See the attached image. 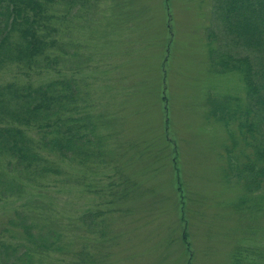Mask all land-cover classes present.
<instances>
[{
    "label": "rangeland",
    "instance_id": "obj_1",
    "mask_svg": "<svg viewBox=\"0 0 264 264\" xmlns=\"http://www.w3.org/2000/svg\"><path fill=\"white\" fill-rule=\"evenodd\" d=\"M212 4L56 0L40 20L42 38L55 42L46 52L59 58L52 62L55 70L14 63L0 68V84L72 74L82 95L87 93L89 109L108 114L107 125L116 132L107 146L109 163L90 158L74 185L63 174L39 184L43 207L51 210L44 216L55 214L60 222L69 216L64 222L72 254H40L35 264H82L76 253L90 252L91 246H82L86 236L96 247L86 264H233L238 250L264 253L258 198L247 193L237 207L242 184L221 176L228 137L219 118L223 111L242 110L246 89L239 72L219 75L212 68V51L233 52L220 41ZM236 126L237 121L228 128L234 132ZM8 195L0 200V235L6 238L3 229L27 199ZM80 213L85 228L74 226Z\"/></svg>",
    "mask_w": 264,
    "mask_h": 264
},
{
    "label": "trees",
    "instance_id": "obj_2",
    "mask_svg": "<svg viewBox=\"0 0 264 264\" xmlns=\"http://www.w3.org/2000/svg\"><path fill=\"white\" fill-rule=\"evenodd\" d=\"M55 2L0 0V68L14 63L31 71L55 70L51 65L59 58L46 54L50 48L52 52L55 42L42 38L40 29V20ZM212 12L221 29L220 41L233 50L210 53L214 72H239L246 89L242 110L238 114L235 108L223 111L219 118L228 137L221 176L236 187L242 184L244 193L238 197L237 207L245 204L249 193L258 198L256 212L264 216V0H213ZM78 80L72 74H58L42 83L0 84V195L4 196L0 200L10 198L8 193L27 197L25 206H19L20 212L3 229L7 238L0 235L1 264H34L35 254H66L70 250L69 223L60 222L55 214L47 219L44 215L51 210L43 207L44 189H33L62 173L75 184L90 158L101 165L109 163L102 159V146L114 131L105 114L89 109L87 93L82 95ZM236 121L238 126L232 132L228 127ZM63 164L75 169L62 172ZM178 185L182 208L180 181ZM79 220L83 223L85 215L80 213ZM252 249L236 251L233 264H264V253L245 254ZM80 252L87 254L85 248ZM249 256H254L252 261L247 260Z\"/></svg>",
    "mask_w": 264,
    "mask_h": 264
}]
</instances>
